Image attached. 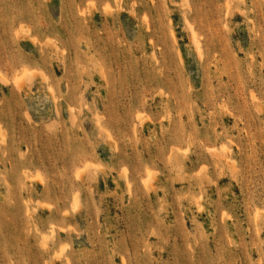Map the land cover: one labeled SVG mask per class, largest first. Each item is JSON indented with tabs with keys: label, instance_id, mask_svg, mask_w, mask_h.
Here are the masks:
<instances>
[{
	"label": "rangeland",
	"instance_id": "obj_1",
	"mask_svg": "<svg viewBox=\"0 0 264 264\" xmlns=\"http://www.w3.org/2000/svg\"><path fill=\"white\" fill-rule=\"evenodd\" d=\"M0 264H264V0H0Z\"/></svg>",
	"mask_w": 264,
	"mask_h": 264
},
{
	"label": "bare ground",
	"instance_id": "obj_2",
	"mask_svg": "<svg viewBox=\"0 0 264 264\" xmlns=\"http://www.w3.org/2000/svg\"><path fill=\"white\" fill-rule=\"evenodd\" d=\"M193 36H194V35H193ZM193 36H192V38H193ZM15 81H16V80H15ZM15 81H14V82H15ZM18 82H19V80H18ZM15 83H16V82H15ZM15 83H14V84H15ZM224 147H225V146H224ZM77 174H78V173H77ZM76 199H77V198H76ZM75 205H76V204H75Z\"/></svg>",
	"mask_w": 264,
	"mask_h": 264
}]
</instances>
